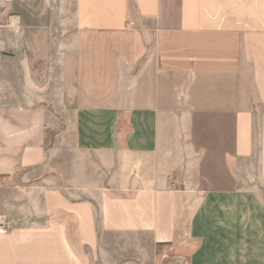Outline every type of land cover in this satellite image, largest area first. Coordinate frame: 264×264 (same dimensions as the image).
<instances>
[{
  "label": "crops",
  "instance_id": "0c3cea01",
  "mask_svg": "<svg viewBox=\"0 0 264 264\" xmlns=\"http://www.w3.org/2000/svg\"><path fill=\"white\" fill-rule=\"evenodd\" d=\"M20 18L0 8V264H109L138 239L264 264V0Z\"/></svg>",
  "mask_w": 264,
  "mask_h": 264
},
{
  "label": "rangeland",
  "instance_id": "374dc122",
  "mask_svg": "<svg viewBox=\"0 0 264 264\" xmlns=\"http://www.w3.org/2000/svg\"><path fill=\"white\" fill-rule=\"evenodd\" d=\"M0 3L6 18L16 15L34 27L71 30L74 0H0ZM9 25L11 26V23ZM2 26H5V23ZM258 191L260 200L264 203V188L259 186ZM123 241L120 237L111 240L112 244H124ZM137 241L139 242L136 244L132 241L124 244L122 254L114 255V251H111L112 259L109 264H165L175 261V252L171 248L157 246L150 250L145 239ZM139 247L142 248L141 254L137 253Z\"/></svg>",
  "mask_w": 264,
  "mask_h": 264
},
{
  "label": "trees",
  "instance_id": "16d2710c",
  "mask_svg": "<svg viewBox=\"0 0 264 264\" xmlns=\"http://www.w3.org/2000/svg\"><path fill=\"white\" fill-rule=\"evenodd\" d=\"M55 135H56V133H54V132H48L47 133L46 140H45L46 147H51Z\"/></svg>",
  "mask_w": 264,
  "mask_h": 264
},
{
  "label": "built area",
  "instance_id": "2783aa9c",
  "mask_svg": "<svg viewBox=\"0 0 264 264\" xmlns=\"http://www.w3.org/2000/svg\"><path fill=\"white\" fill-rule=\"evenodd\" d=\"M0 232L5 233V230L2 228L1 224H0Z\"/></svg>",
  "mask_w": 264,
  "mask_h": 264
}]
</instances>
